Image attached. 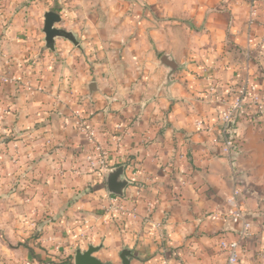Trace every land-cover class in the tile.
Segmentation results:
<instances>
[{"label":"crops","instance_id":"crops-1","mask_svg":"<svg viewBox=\"0 0 264 264\" xmlns=\"http://www.w3.org/2000/svg\"><path fill=\"white\" fill-rule=\"evenodd\" d=\"M23 1L0 0V226H11L0 264H50L43 249L66 240L71 223L46 213L66 207L75 210L76 237L92 233L103 262L121 264L129 250L131 264H223L219 240L237 235L212 217L234 188L218 116L246 82L264 97V0L253 25L247 0H64L60 26L72 39L56 37L52 46ZM164 55L176 62L173 73ZM77 115L108 150V171L88 167L94 151ZM259 118L238 123L239 206L254 232L240 264H264ZM118 168L127 181L121 198L135 202L136 219L105 212L108 175ZM57 194L63 199L53 201ZM148 200L155 201L150 222ZM8 201L17 216H5ZM24 207L38 213L21 218Z\"/></svg>","mask_w":264,"mask_h":264},{"label":"built area","instance_id":"built-area-1","mask_svg":"<svg viewBox=\"0 0 264 264\" xmlns=\"http://www.w3.org/2000/svg\"><path fill=\"white\" fill-rule=\"evenodd\" d=\"M259 0H247L249 4L248 22L253 25L257 19ZM62 13L65 8L61 7ZM61 13V12H60ZM30 84L28 88L30 89ZM253 108L251 115L244 116V108ZM264 115V97L260 95L259 88L255 82H246L237 89L236 97L228 104V106L219 114L218 122L220 124V139L225 147L227 158L233 167L232 180L234 188L232 193L227 198V205L224 211H216L212 217L221 220L224 223L225 230H232L236 233V238L227 239L223 237L219 240V247L225 254L223 264H240L242 247L244 242L254 236L252 221L248 215L239 206V196L242 191V173L236 168L238 156L244 148L243 136L239 131V120L245 118L252 125H258L260 115ZM4 112L0 107V120L3 118ZM75 124L87 141L92 145L94 153L87 156V165L92 171L106 172L109 169L108 165V150L103 147L97 137V132L87 123L86 120L77 115ZM197 128L202 129L203 122H196ZM118 142L121 140L120 135H116ZM136 196H140L137 191ZM108 206L105 212L109 216L129 217L136 219L138 217L137 206L133 201L131 206L124 204L121 196L110 194L108 196ZM147 215L146 221L150 222L155 208V201L148 200L146 202Z\"/></svg>","mask_w":264,"mask_h":264},{"label":"rangeland","instance_id":"rangeland-1","mask_svg":"<svg viewBox=\"0 0 264 264\" xmlns=\"http://www.w3.org/2000/svg\"><path fill=\"white\" fill-rule=\"evenodd\" d=\"M23 2H24V4L26 6L32 4L31 5V8H33V9H31V10L34 12V15H32V17L33 18H36V25H38V27L42 30L43 33H44L43 27H44V20H45V12L46 11L48 12V11L53 10V11H56L59 14H61L60 13L61 12L60 5L63 6L65 4L64 3L65 2L64 0H61V2L59 0H30V2L24 0ZM26 6H24V7H26ZM23 17L26 18V16H23ZM55 27L56 28H60V29L62 28L60 26V23H56L55 24ZM44 36L46 37L45 33H44ZM88 124H90V123H88ZM97 137H98V135H97ZM114 137H115L114 138V141L115 142H118V140L116 139V135ZM101 144L103 145V143H101ZM103 147H104V145H103ZM90 154H92V153L90 152ZM88 188L91 189V187H88ZM64 197L70 198V195L67 194ZM51 198H52L53 201H57L59 199L60 200L63 199V197L61 195L51 196ZM13 206L10 203V201H8V203L6 204V208L7 209H6V211H4V210L3 211L4 212H7V213L10 212V214L9 215L8 214H5V216H7V217L10 218L11 215L17 216L19 214V213H17V210H15L14 208H12ZM43 212H46V211L43 210ZM74 212H75V210L73 208L66 207V208H55V209L52 208L51 210H49L46 213V216L49 217V218H51L54 221H56L61 216L66 215V217L68 218V220L71 223V225H69L65 229H63V233H65L64 238L66 240H63V241L60 240L59 243L50 240V242L51 241L52 242L46 244V246L47 247H50L49 250H52L51 253H48V249H46V248L43 249L49 255V256H45V259L51 260L50 262H52V264H57L59 261L61 262V264H74L75 254H76V252L78 250H82V251L87 250V248L90 245H94L93 243H97V242H92V239H89V237H91V234L92 233L91 234H88L85 231H84L85 233L84 232H79L78 237H76V234L77 233H76V227L74 225L75 224L74 223L75 222L74 220L76 218V215L74 214ZM37 213L38 212L33 211L32 209H30L28 207H24V208H22V210H20V215H21L20 217L23 218V215L22 214H24L25 216L26 215L28 216V214H30V217H32V216H35ZM10 227H11L10 225L0 226V232H3L4 233V240H3L2 237H0V245H2L3 243L5 245L6 243L9 242L8 239H7L8 237H6L7 236V233H5V232H9ZM89 227H91V226L88 225V228ZM62 228H63V226H62ZM58 229H59V227L56 229V231H58ZM59 231H61V230L59 229ZM20 243H22V241H19V240L18 241H16V240L15 241H12V244L13 245H18L19 246ZM89 243H90V245L88 246ZM57 252H60L59 253L60 255H57L56 254ZM17 259L19 261H21V260L23 262L25 261V258L23 257V255L22 256L20 255ZM44 262L46 264L49 263V261H44ZM119 262H121V259H120ZM4 264H6V262Z\"/></svg>","mask_w":264,"mask_h":264},{"label":"water","instance_id":"water-1","mask_svg":"<svg viewBox=\"0 0 264 264\" xmlns=\"http://www.w3.org/2000/svg\"><path fill=\"white\" fill-rule=\"evenodd\" d=\"M60 22L61 15L58 12L51 10L45 13L43 31L46 35L47 46H52L56 37L63 36L72 39V36L69 32L62 28L60 29L55 27V24ZM161 61L165 66L171 69V73H173L178 67L176 62L166 55L162 56ZM122 172V168L112 171L108 175L107 180L109 192L118 196L123 195V190L127 185V181L120 178ZM98 250L99 247L93 245H90L87 250H78L75 254L74 264H111L110 262H103L95 255ZM130 255L131 252L129 250H123L120 255L121 264H131Z\"/></svg>","mask_w":264,"mask_h":264},{"label":"trees","instance_id":"trees-1","mask_svg":"<svg viewBox=\"0 0 264 264\" xmlns=\"http://www.w3.org/2000/svg\"><path fill=\"white\" fill-rule=\"evenodd\" d=\"M72 261V260H71ZM51 264H52V262H51ZM57 264H61V262L59 261Z\"/></svg>","mask_w":264,"mask_h":264}]
</instances>
